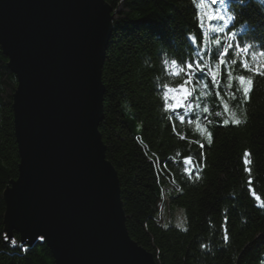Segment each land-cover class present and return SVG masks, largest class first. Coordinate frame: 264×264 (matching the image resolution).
<instances>
[{
	"label": "trees",
	"instance_id": "obj_1",
	"mask_svg": "<svg viewBox=\"0 0 264 264\" xmlns=\"http://www.w3.org/2000/svg\"><path fill=\"white\" fill-rule=\"evenodd\" d=\"M105 1L112 9V35L102 69L105 93L99 131L106 157L118 174L129 235L153 254L157 264H264V207L249 194V176L242 163L244 152H250L252 187L264 200V76L244 72L237 63L233 75L250 77L254 87L246 103L238 92L233 100L236 85L229 89L225 76L220 95L227 111L218 107L221 102L210 82L207 90L203 88V79L190 86L197 88L194 103L201 108L166 112L162 99L164 84L178 85L184 79L170 76L165 62L194 59L201 48L209 53L205 61L215 62L213 41L223 42L229 28L253 46L248 63H253L255 53L256 64L264 68L260 55L264 0L217 3L225 16L235 18L225 25L224 33L211 31L222 21L210 24L205 19L203 37L195 27L193 0ZM190 32L202 43L192 44L187 38ZM233 58L230 52L227 59ZM8 63L0 45V264H55L44 240L23 243L5 219L4 191L18 178L20 163L13 110L18 81ZM205 105L210 109L207 114L202 112ZM225 119L241 123L224 126ZM173 124L187 139L173 133ZM189 155L196 160L205 157L199 179L195 173L191 178L185 173L182 159ZM175 210L183 211V226L174 222ZM225 217L227 242L221 229Z\"/></svg>",
	"mask_w": 264,
	"mask_h": 264
},
{
	"label": "water",
	"instance_id": "obj_2",
	"mask_svg": "<svg viewBox=\"0 0 264 264\" xmlns=\"http://www.w3.org/2000/svg\"><path fill=\"white\" fill-rule=\"evenodd\" d=\"M111 10L105 0H0L20 156L5 219L25 244L43 236L55 264H157L129 235L99 131Z\"/></svg>",
	"mask_w": 264,
	"mask_h": 264
},
{
	"label": "snow or ice",
	"instance_id": "obj_3",
	"mask_svg": "<svg viewBox=\"0 0 264 264\" xmlns=\"http://www.w3.org/2000/svg\"><path fill=\"white\" fill-rule=\"evenodd\" d=\"M195 11H196V25L195 27L201 32V37H203V28L205 19L211 24L212 21L219 20L222 21V24L219 26H213L211 28L212 32H225V25L228 24L229 21L234 20V16L228 15L225 16L219 9L215 7L217 3L223 4L225 0H193ZM244 0H241V4L243 5ZM235 27V24L232 25V28ZM188 40L192 42V44H200L202 43L201 39H198L197 36L190 32L187 36ZM213 43L217 45L215 50V62L205 61L204 57L208 55V51L206 49L197 50L194 55L196 58L185 60L183 57L180 59H172L170 61H166V71L172 77L180 78L183 77V83L178 85L164 84L162 86V99L164 101L163 107L166 112L176 113L179 109H184L185 111H192L197 108H201L200 103H194L196 100V92L198 91L195 87H190L191 85L200 84L203 79V88L207 90L209 88V83L213 89L216 90V97L221 102L218 104V107H222L225 111L228 110V105L223 102V97L220 95V85L223 82L225 76L228 78L227 87L229 89L232 88L233 84L236 85L235 91L232 93V99L235 100L236 93H240L243 96V102L246 103L250 99V93L253 90L254 82L250 77L245 75H233L234 66L239 63L240 68L244 72H251L255 75L264 76V68L260 67L256 64L255 61V53L252 54L251 59L253 61L252 64L248 63L249 60V52L252 49V45L243 43L238 37L235 31H232L231 28L228 29L227 38L222 42L220 38H216ZM231 55L234 57L229 60L227 57ZM243 53V58H240V54ZM260 55H264V45H262V51ZM203 95H208L207 91L202 93ZM202 112L207 114L210 112V109L207 105L202 107ZM217 115H221V113H217ZM179 120L183 123L185 122V117L180 115ZM188 123H192V121H187ZM196 127L197 130L200 129V117L198 116L196 119ZM224 126H228L229 123H234L239 125L241 123L240 120L230 121L225 119L222 121ZM173 133L176 135H180L175 127V124L172 125ZM204 131H207V124L204 125ZM207 143H211V133L207 132ZM181 139H187L185 136L180 135ZM191 143H196L197 147L203 149L205 147L204 143L199 141H191ZM205 162V157L201 155L200 160H196L193 156L189 155L183 157L182 163L184 165L185 173L190 178L193 173H195V178L199 179V173L202 171V166ZM242 163L244 165V171L248 174L249 180L247 181L248 192L253 197L254 200L259 202L260 207H264V200L261 199L259 195L256 194L255 190L252 187V179H251V159L250 152L245 151L242 157ZM166 167V165H165ZM227 217H225V223L221 225V229L224 232L223 239L225 242L228 241L229 237L227 234L226 227ZM7 239V237H5ZM40 239H44L43 236ZM12 244H16V241L13 239L11 241ZM26 251V249H24Z\"/></svg>",
	"mask_w": 264,
	"mask_h": 264
},
{
	"label": "rangeland",
	"instance_id": "obj_4",
	"mask_svg": "<svg viewBox=\"0 0 264 264\" xmlns=\"http://www.w3.org/2000/svg\"><path fill=\"white\" fill-rule=\"evenodd\" d=\"M182 211V210H181ZM180 210H175V219L174 222L177 223L178 226H183V214ZM181 224V225H180Z\"/></svg>",
	"mask_w": 264,
	"mask_h": 264
}]
</instances>
